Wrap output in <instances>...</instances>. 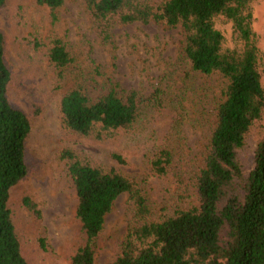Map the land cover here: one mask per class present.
<instances>
[{"label":"trees","instance_id":"trees-1","mask_svg":"<svg viewBox=\"0 0 264 264\" xmlns=\"http://www.w3.org/2000/svg\"><path fill=\"white\" fill-rule=\"evenodd\" d=\"M64 0H35L49 9L52 26ZM253 0H83L102 42H109L114 24L159 22L182 31V52L193 71L218 75L214 126L194 175L197 204L177 209L160 220L151 219L143 181L113 166H103L64 147L58 159L65 162L76 195L75 216L81 223L82 244L70 256L71 264H95L94 245L114 200L126 194L132 221L108 264H264V87L260 69L263 54L251 28ZM5 0H0V7ZM221 17L231 24L233 47L223 46L214 27ZM35 48L43 51L53 68V87L63 89L58 99L64 129L96 139L130 132L139 120L153 125L162 101L155 89L148 97L136 91L107 93L91 99V80L75 65L67 42L51 34L47 42L35 34ZM98 67H93L97 72ZM11 80L5 61L4 34L0 29V264H29L22 250L9 206L10 190L28 173L26 145L32 130L28 114L13 106L7 88ZM64 87V88H63ZM258 125L253 166L246 170L245 151L250 131ZM176 122L169 127L172 135ZM173 148L166 139L148 148L149 170L164 176L173 164ZM111 157L125 163L121 154ZM21 204L36 221L38 202L23 195ZM38 226L36 243L47 251Z\"/></svg>","mask_w":264,"mask_h":264},{"label":"rangeland","instance_id":"rangeland-1","mask_svg":"<svg viewBox=\"0 0 264 264\" xmlns=\"http://www.w3.org/2000/svg\"><path fill=\"white\" fill-rule=\"evenodd\" d=\"M251 11V28L263 54V69L264 0H253ZM57 12L58 21L52 26L48 7L35 0H5L0 7L5 61L11 71L8 98L13 106L28 114L32 126L26 145L28 173L11 188L9 197L29 264H71L70 256L83 242L81 223L75 216V191L65 162L57 156L61 148H72L87 159L143 181L153 220L197 204L194 175L214 126L221 83L218 75L206 76L191 69L182 52L179 26L168 27L153 21L114 24L110 41L104 43L83 0H64ZM214 27L223 35V46L232 48L230 22L217 17ZM53 33L67 42L75 65L89 73L91 80L86 90L91 99L111 88L118 93L134 90L142 97L157 89L162 107L156 122L148 125L139 120L132 131L102 139L64 129L58 106L63 89L53 87V68L43 51L31 43L35 34L47 42ZM95 66L97 72H93ZM261 83L264 87V76ZM174 122L177 128L170 135L169 127ZM260 122H264V114ZM258 125H254L247 140L248 171L253 166ZM165 136L173 148L174 159L169 172L157 176L149 170L145 153ZM113 152L121 154L125 163L116 162L111 157ZM26 194L38 202L39 221L21 204ZM131 221L127 196L120 194L106 214L95 242V264H108L113 259ZM38 226L48 242L47 251L36 243Z\"/></svg>","mask_w":264,"mask_h":264}]
</instances>
